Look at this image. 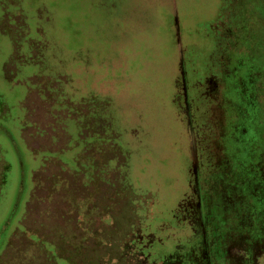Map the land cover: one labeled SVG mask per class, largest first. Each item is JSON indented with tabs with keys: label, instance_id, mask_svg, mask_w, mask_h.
<instances>
[{
	"label": "rangeland",
	"instance_id": "rangeland-1",
	"mask_svg": "<svg viewBox=\"0 0 264 264\" xmlns=\"http://www.w3.org/2000/svg\"><path fill=\"white\" fill-rule=\"evenodd\" d=\"M0 264H264V0H0Z\"/></svg>",
	"mask_w": 264,
	"mask_h": 264
}]
</instances>
